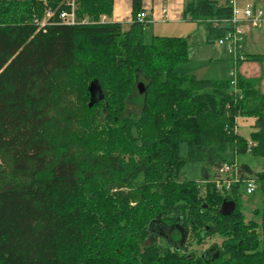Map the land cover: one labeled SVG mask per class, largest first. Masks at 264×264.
<instances>
[{"label":"trees","instance_id":"obj_1","mask_svg":"<svg viewBox=\"0 0 264 264\" xmlns=\"http://www.w3.org/2000/svg\"><path fill=\"white\" fill-rule=\"evenodd\" d=\"M72 1L76 24L60 17L70 1L0 0V264H264V220L259 209L246 218L244 184L222 193L215 173L184 179L180 152L185 143L189 161L205 170L248 151L264 157L258 80L177 72L188 40H145L142 0H133L129 24L101 21L113 0ZM232 13L229 0L185 1L184 17L206 21L218 39L232 29L223 21ZM243 60L264 56L235 62ZM239 117L255 118L249 141ZM257 174L264 192V171ZM176 224L179 245L168 244L161 228ZM214 235L221 245L187 251L191 237ZM147 237L153 243L143 244Z\"/></svg>","mask_w":264,"mask_h":264},{"label":"crops","instance_id":"obj_2","mask_svg":"<svg viewBox=\"0 0 264 264\" xmlns=\"http://www.w3.org/2000/svg\"><path fill=\"white\" fill-rule=\"evenodd\" d=\"M186 0H142V8L147 11L151 22L145 29L147 33L160 36H179L188 40L189 48L193 45L201 47L203 52L208 53L209 46L217 43L218 35L211 31L206 21H192L184 17V7ZM224 3L227 0H219ZM239 5L247 2L255 3L262 7L264 0H237ZM133 0H113V12L110 16L106 15V21L121 22L129 24L133 21ZM246 34L243 47L240 54L244 57L253 55L264 56V29H255L246 26ZM223 48L230 59L228 73L234 70L235 74L240 73L243 77L258 80V86L264 93V60H243L236 64L233 56L228 53L225 46L218 44ZM250 55V56H249ZM208 64L204 72L198 74L193 73L197 79L216 77V73L224 67L223 62L218 60L216 56L208 57ZM207 70V71H205ZM215 72V74H214ZM218 79V78H217ZM253 122L255 120L254 117Z\"/></svg>","mask_w":264,"mask_h":264},{"label":"rangeland","instance_id":"obj_3","mask_svg":"<svg viewBox=\"0 0 264 264\" xmlns=\"http://www.w3.org/2000/svg\"><path fill=\"white\" fill-rule=\"evenodd\" d=\"M45 4H47L48 0H43ZM65 1H72V0H65ZM262 8L264 9V2L261 4ZM47 12H52L49 9ZM46 17V15H45ZM44 17V18H45ZM148 30V29H146ZM145 33V40L150 41V34L151 33ZM208 53L203 52L201 47L198 45H193V47L189 48V59L185 63L178 64L176 67L177 72L179 73H189L193 74L195 71L198 74L201 73H206L204 72V69L209 66L208 64V57L209 56H216L218 60H221L223 62L224 67L220 69L219 72L216 73V77H211L214 79H225L227 77H230V71L228 73V67H229V62L230 59H228V56L223 48H221L218 44H214L212 46H209L208 48ZM229 53V52H228ZM207 71V70H205ZM215 74V72H214ZM128 110L133 112L135 116H138L139 112V107L138 105H135L134 103L130 102L128 104ZM103 118H101L102 120ZM253 118L250 117H239L238 119V127L237 131L238 133L246 138L248 141L250 140L251 133L255 130L253 126ZM100 121V119L98 120ZM80 134V132H77ZM81 133H83L81 131ZM78 134H75L78 136ZM74 135V139L75 136ZM81 138V137H80ZM70 146H73L74 150H77V142L76 143H71ZM84 144L82 143L81 146H79V149L84 148ZM180 152L181 155L187 160L186 164L183 168V176L182 178L184 179H193V180H202L205 181L206 178H210L215 172H216V167H212V170H205L204 169V164L200 162H192L189 161L188 159V152H187V145L185 143L181 144L180 147ZM236 162L239 165H248L251 169L252 172L249 174V176H255L258 178V171H264V157L260 155L253 154L252 152L248 151L246 153L239 154L237 156ZM248 174V173H247ZM130 188H126L124 190L129 191ZM117 191L116 188L111 189V193H115ZM240 203L243 206V210L245 212V216L247 219H250L253 217V210L259 209L260 214L256 219L261 222L262 219L264 220V192H262L260 189H258L254 194H248L246 191L242 190V195L240 197ZM134 204V203H132ZM261 225V224H260ZM260 230L262 231V237L264 238V225H261ZM175 240V239H174ZM172 240V241H174ZM178 241V240H176ZM223 241V238L220 237L219 235H214L210 236L204 239L202 243H198L196 241V238H192L188 240V243L186 244L188 246L187 251L191 254L192 252H195L197 254H200L209 248L212 247V245H221ZM157 242L159 245L166 246V242L160 239H157ZM151 244L153 243V240L150 238H145L143 244Z\"/></svg>","mask_w":264,"mask_h":264},{"label":"built area","instance_id":"obj_4","mask_svg":"<svg viewBox=\"0 0 264 264\" xmlns=\"http://www.w3.org/2000/svg\"><path fill=\"white\" fill-rule=\"evenodd\" d=\"M71 5L70 12H62L60 17L67 24H76L77 19L75 16L74 2L69 3ZM229 4L232 6V16L229 19L223 21L232 25V29L226 33L225 36L219 38L217 43L226 47L229 54L236 60L243 58L240 51L243 47V42L246 34V26H250L255 29H264V9L257 6L255 3L247 2L243 5H239L237 0H229ZM53 15L52 12H47L46 17L39 22L41 27L46 26L49 18ZM101 21H106V15H101ZM137 21L144 24L151 22L148 17L147 11L143 10L137 15ZM232 83H236V74L234 70L230 72ZM252 144V143H251ZM213 182L218 191L224 193L229 191L231 187L236 183H243L245 191L248 194L254 193L258 187L259 182L256 177L249 176V173H245L242 166L236 161L233 163H223L216 167Z\"/></svg>","mask_w":264,"mask_h":264},{"label":"flooded vegetation","instance_id":"obj_5","mask_svg":"<svg viewBox=\"0 0 264 264\" xmlns=\"http://www.w3.org/2000/svg\"><path fill=\"white\" fill-rule=\"evenodd\" d=\"M176 229L179 230V231L181 230V232H183V229H182V225L181 224H176L175 226H170V227L163 226L161 228L162 232H160V233L163 234L165 236V238L168 239V244H178V242L172 241V239H171V233L173 231H175ZM174 247L175 246H173V248ZM176 247H181V246H176Z\"/></svg>","mask_w":264,"mask_h":264},{"label":"water","instance_id":"obj_6","mask_svg":"<svg viewBox=\"0 0 264 264\" xmlns=\"http://www.w3.org/2000/svg\"><path fill=\"white\" fill-rule=\"evenodd\" d=\"M138 87H139L140 92H143V91H144V87H143V84H142V83H140V84L138 85ZM90 89H91V91H93L94 93H97V91H98L97 89L95 90V85H94V84L91 85ZM92 105H93V101L90 102V106H92ZM234 208H235V203H234L233 201H229V202L225 205V209H224V211L228 213V212H231Z\"/></svg>","mask_w":264,"mask_h":264}]
</instances>
